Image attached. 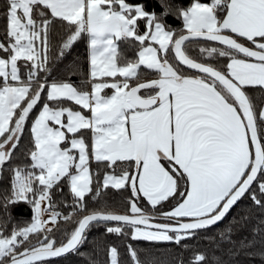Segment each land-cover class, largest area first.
I'll use <instances>...</instances> for the list:
<instances>
[{
  "label": "snow or ice",
  "instance_id": "6c2138e0",
  "mask_svg": "<svg viewBox=\"0 0 264 264\" xmlns=\"http://www.w3.org/2000/svg\"><path fill=\"white\" fill-rule=\"evenodd\" d=\"M181 15L187 34L174 37L142 5L133 7L126 0H6V42H0V176L42 94L46 99L31 123L32 147L25 153L30 163L10 168L11 193L3 201V206L26 201L34 216L30 226L13 228L9 236L0 233V264H44L77 253L94 226L116 236H127L130 228L133 241L181 245L222 222L246 196L264 209V137L246 92L248 87L264 89V0L195 2ZM145 18L147 28L138 34V20ZM58 25L66 35L57 31ZM227 33L251 42L255 50ZM57 36L58 56L53 57ZM82 36L88 38L85 83L90 93L70 82H49V64ZM196 38L220 46H200L203 59L219 57L227 63L217 67L190 58L185 45ZM121 41L138 42L135 60L121 56ZM170 48L178 65L199 75H186L170 62ZM142 66L155 78L141 81ZM106 89L111 95H102ZM61 101L73 102L90 117ZM259 120L264 122V108ZM81 130L91 132L90 150L83 136L77 137ZM90 157L100 168L111 169L103 172L102 181L99 169L90 171ZM65 180L73 197L71 205L65 204L72 208L67 215L55 211L51 196ZM109 189L130 190V214L107 210L103 197ZM89 194L99 209L87 210ZM141 197L152 214L139 206ZM173 201L170 211H162L164 202ZM60 220L76 227L65 231L66 239L58 244L52 233ZM33 235L36 244L18 252ZM128 251L133 264H140L131 245ZM108 256L109 264H119L115 246ZM206 259L197 253L190 264H206Z\"/></svg>",
  "mask_w": 264,
  "mask_h": 264
},
{
  "label": "trees",
  "instance_id": "16d2710c",
  "mask_svg": "<svg viewBox=\"0 0 264 264\" xmlns=\"http://www.w3.org/2000/svg\"><path fill=\"white\" fill-rule=\"evenodd\" d=\"M126 2L131 5H142L148 14L155 16L156 22H160L167 31H172L175 37L186 33L184 20L181 15L182 11L187 12L195 2L211 3V0H126ZM5 11L6 0H0V42H6ZM218 15L223 17L224 13H218ZM137 28L138 34H143L147 28L146 19L138 20ZM57 31L62 35H66V33H63V30L59 28V25L57 26ZM53 40L55 48L50 55L56 57L58 56L57 49L59 48L60 38L57 36L54 37ZM238 41L255 48V46L249 42L239 39ZM200 46L220 47L208 42L194 41L185 45L186 54L198 62L212 64L217 67L227 63L225 58L217 57L209 60L203 59L199 53ZM119 52L124 59L135 60L137 58L138 42H119ZM168 58L170 62L178 65L171 48L168 53ZM49 67L52 68L49 82L53 79L70 82L76 86L78 90L88 91L89 85L85 83L89 78L87 36H82L61 59L50 63ZM178 67L182 69L186 75H199L180 65H178ZM221 70L223 69L221 68ZM139 71L143 73L140 77L141 81L146 82L156 76L153 71L143 67H141ZM132 83L134 85L135 81ZM246 92L253 99L256 106L255 110L259 131L262 137H264V122L259 120V112L264 108V89H261L259 86L248 87L246 88ZM43 96L44 94H42V98ZM54 103L55 102H51L50 105L52 106ZM60 103L62 106H70L82 110L70 101H61ZM40 104L37 105L30 115L29 121L25 126V132L21 139L20 146L13 154V160L4 166V171L0 180V233L4 236H9L13 228L19 229L30 226L34 216L32 205L26 201H19L7 206H3V201L4 198L10 196L11 193L12 172L10 168L14 165L30 163V160L25 156L27 150L32 147L29 124ZM77 136H83L90 150V131L81 130ZM2 139L3 138L0 140ZM103 163L106 164L107 162ZM90 166L92 172H96L99 169L100 175L98 178L101 181L103 172L111 171V169L100 168L95 161L91 162ZM93 187H95V185ZM51 196L55 204V211L63 215H67L72 211L71 207L65 206V204L71 205L73 200L66 180L61 183L59 190L56 188L52 190ZM91 196L92 194L86 196L87 210L99 209L100 204L92 200ZM128 197H130V190L116 191L109 189L107 194L103 197V200L109 206L107 210L118 214H130L128 213L129 206L126 203V198ZM132 199L135 198L133 197ZM174 203L175 201L172 203L164 202L162 211H170ZM139 206L144 209L146 213L152 214L153 210L151 206L148 205L147 201L142 197L139 201ZM158 210H161L160 206H158ZM84 214H87V212L73 216V221L78 220ZM75 227L76 224L73 222L65 223L60 220L58 227L52 235L55 236L59 244L61 240L66 239L63 233L65 231L70 233ZM256 229H259V231L256 232ZM125 231L128 233L127 236H116L115 234H107L104 226H94L87 233V240L79 248L77 253H70L54 260L45 261L44 264H109L108 249L110 246H115L118 249L119 264H133L129 256V245L136 250L140 264H190V260L194 257V254L197 253L206 255V264H264V209L253 206L251 199L247 196L238 203L226 219L218 226L199 232L196 236L182 241L181 245L168 242L133 241L130 235L131 229L127 228ZM36 242L37 236L33 235L30 237V242H26L20 249H17V251L19 252L22 251L23 248L35 245ZM249 243H251L250 247L247 246ZM184 245L188 247L185 248ZM81 253H83V255H81Z\"/></svg>",
  "mask_w": 264,
  "mask_h": 264
},
{
  "label": "crops",
  "instance_id": "0c3cea01",
  "mask_svg": "<svg viewBox=\"0 0 264 264\" xmlns=\"http://www.w3.org/2000/svg\"><path fill=\"white\" fill-rule=\"evenodd\" d=\"M133 7H135V6H139V5H132ZM117 8H118V6H117ZM150 15V14H149ZM146 19V18H145ZM163 26V25H162ZM164 27V26H163ZM184 27H185V25H184ZM166 30V29H165ZM167 31V30H166ZM185 31H186V29H185ZM185 34H187V32L185 33ZM227 34H229V35H232V36H234V38H236V39H239V40H242V41H246L245 39H243V38H239V37H235V35L234 34H231V33H227ZM88 39V38H87ZM246 42H248V41H246ZM249 43H251V42H249ZM158 47V46H157ZM68 52V51H67ZM21 63V65L23 64V62H20ZM143 67V66H142ZM88 69H89V72H90V53H89V48H88ZM22 71H23V69H22ZM89 79V78H88ZM106 79H111V78H106ZM116 79H122V78H120V77H117ZM89 85V90H88V92H91V85L90 84H88ZM73 103V102H72ZM74 104V103H73ZM75 105V104H74ZM76 106H78V105H76ZM79 107V106H78ZM80 108V107H79ZM72 109L73 110H75V111H81L82 112V114H84L85 116H88V117H90V112L89 111H87V110H84V109H82V110H78V109H75V108H73L72 107ZM81 109V108H80ZM90 131V130H89ZM90 136H91V132H90ZM91 162H93V161H91ZM91 162H90V164H91Z\"/></svg>",
  "mask_w": 264,
  "mask_h": 264
},
{
  "label": "rangeland",
  "instance_id": "374dc122",
  "mask_svg": "<svg viewBox=\"0 0 264 264\" xmlns=\"http://www.w3.org/2000/svg\"><path fill=\"white\" fill-rule=\"evenodd\" d=\"M89 93H90V92H89ZM111 93H112V90H111V89H106L105 92L102 93V95H103V94L111 95ZM45 99H46V95L44 94V96H43V98H42V102H41L39 108L37 109V111L34 113V115L32 116V118H31V120H30L29 131H30L31 123H32V121L35 119V117L38 115L39 111L41 110L42 105H43V103L45 102ZM48 103L50 104L51 102H48ZM50 106H51V105H50ZM65 107H70V106H65ZM71 108H72V107H71ZM67 135L70 137L72 134H67ZM77 137H79V136H77ZM0 139H1V138H0ZM63 146H65V145H62V147H63ZM91 161H94V160L91 159V157H90V162H91ZM164 163L166 164V162H164ZM90 171H91V166H90ZM44 219H45V220H48L49 217H48L47 215H45V216H44ZM30 224H31V223H30ZM48 226L51 227L52 225L49 224Z\"/></svg>",
  "mask_w": 264,
  "mask_h": 264
},
{
  "label": "water",
  "instance_id": "95a60500",
  "mask_svg": "<svg viewBox=\"0 0 264 264\" xmlns=\"http://www.w3.org/2000/svg\"><path fill=\"white\" fill-rule=\"evenodd\" d=\"M194 41H200V42H208V43H212V44H215V42H209V41H204L203 39H200V38H196V39H193V40H190V41H188V42H186V44L187 43H190V42H194ZM238 42H240V41H238ZM242 43V42H241ZM244 44V43H243ZM215 45H217V44H215ZM245 46H247V47H250V46H248V45H246V44H244ZM219 46V45H218ZM250 48H253V47H250ZM254 50H255V48H253ZM173 55H174V53H173ZM178 62V61H177ZM180 66H182V67H184V68H186L185 66H183V65H180ZM187 69V68H186ZM188 70H190V69H188ZM190 71H192V72H195L194 70H190ZM196 73V72H195ZM198 74V73H197ZM35 110V109H34ZM33 110V111H34ZM32 114V113H31ZM30 114V115H31ZM27 124V123H26ZM1 178H2V176H0V180H1ZM238 203H240V201L238 202ZM238 203L230 210V212L238 205ZM230 212L228 213V215L230 214ZM227 215V216H228ZM226 216V217H227ZM226 217H225V219H226ZM224 219V220H225ZM223 220V221H224ZM222 221V222H223ZM156 222H159V223H164V222H166V221H163V220H157ZM222 222H220V223H222ZM220 223H218L217 225H215V226H213V227H216V226H218ZM212 227V228H213ZM68 255V254H67ZM54 259H57V258H52V259H50V260H54ZM49 261V260H48Z\"/></svg>",
  "mask_w": 264,
  "mask_h": 264
}]
</instances>
